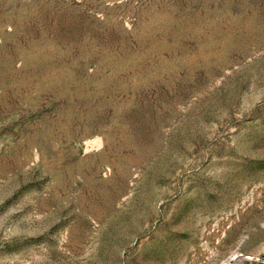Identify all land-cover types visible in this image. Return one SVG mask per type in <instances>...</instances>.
<instances>
[{
	"label": "rangeland",
	"instance_id": "rangeland-1",
	"mask_svg": "<svg viewBox=\"0 0 264 264\" xmlns=\"http://www.w3.org/2000/svg\"><path fill=\"white\" fill-rule=\"evenodd\" d=\"M0 264H264V0H0Z\"/></svg>",
	"mask_w": 264,
	"mask_h": 264
}]
</instances>
